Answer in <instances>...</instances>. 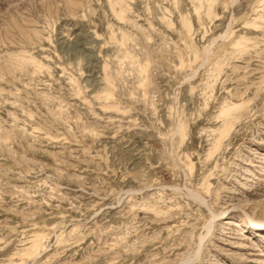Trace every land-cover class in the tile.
Masks as SVG:
<instances>
[{"label": "rangeland", "instance_id": "1", "mask_svg": "<svg viewBox=\"0 0 264 264\" xmlns=\"http://www.w3.org/2000/svg\"><path fill=\"white\" fill-rule=\"evenodd\" d=\"M0 264H264V0H0Z\"/></svg>", "mask_w": 264, "mask_h": 264}]
</instances>
